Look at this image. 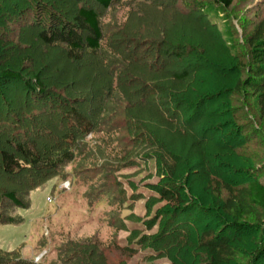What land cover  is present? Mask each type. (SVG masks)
I'll use <instances>...</instances> for the list:
<instances>
[{
    "label": "rangeland",
    "instance_id": "obj_1",
    "mask_svg": "<svg viewBox=\"0 0 264 264\" xmlns=\"http://www.w3.org/2000/svg\"><path fill=\"white\" fill-rule=\"evenodd\" d=\"M5 1H0V73L20 71L24 82L0 78V119H9L12 127L19 128V140L26 134L27 139L47 146L45 133L56 130L60 135L64 113L78 102V108L100 117L96 129L105 132L80 138L77 159L30 193L29 209L11 210L23 222L0 224V248L20 250L23 258L37 264L55 261L57 250L68 242L80 246L93 264H103L100 254L106 264H171L179 258L182 264H203L209 257L199 248L201 237L209 233L216 237L234 221L218 204L213 182L237 191L250 182L264 184V117L255 99L234 92L237 79L246 74L241 68L248 64L246 40L264 19V0H235L227 11L217 9L212 0H199L208 6L217 26L211 33L200 31L170 9L175 2L190 0H162L163 4L120 0L107 9L96 0H37L47 12L46 17L41 15L46 28L48 13L70 23L83 6L99 13L106 34L103 47L111 52L103 57L104 65L120 63L108 44L114 40L116 52L141 72L138 75L132 68L134 78L125 76L123 89L116 83L107 87L105 73L91 57L71 61L62 48L44 44L38 36L42 27L32 24L38 7L30 0H7L17 4L12 9ZM169 6V12H163ZM158 54L163 58H156ZM141 55L155 57V69L165 72L157 75L160 78L189 69L193 79L177 86L180 90L190 86L185 97L189 134L169 126L147 104H130H136L133 92L141 88L138 81L148 82L155 70L146 67ZM37 76L46 87L43 100L27 88L36 92ZM206 98L209 104L198 109ZM128 104L132 111L122 114ZM128 120L135 130L124 137ZM173 174L182 178L177 180L182 201L171 204L155 190L170 183ZM13 184L0 170V189ZM228 195L224 190L221 200ZM247 206L251 214L244 222L255 229L241 238L232 264H264L255 256L264 242V210L249 202ZM171 219L192 224V235L179 242L180 236L168 226ZM40 239L47 247L40 248Z\"/></svg>",
    "mask_w": 264,
    "mask_h": 264
},
{
    "label": "trees",
    "instance_id": "obj_2",
    "mask_svg": "<svg viewBox=\"0 0 264 264\" xmlns=\"http://www.w3.org/2000/svg\"><path fill=\"white\" fill-rule=\"evenodd\" d=\"M115 1L120 0H96L103 9L110 8ZM155 1L163 4L162 0ZM5 2L6 5L8 4L7 8L12 9V7L17 5L7 0ZM189 2L183 1L181 5H177V2H175L172 8L169 6L163 7L162 9L163 12L166 13L169 12L166 11V8H170L181 19L190 20L200 31H205L206 33L217 31V26L212 22L208 14V6H205V4H203L202 1L199 2V0H190ZM234 2L235 0H212V3L217 9L221 8L225 11L229 10L234 5ZM30 3L38 7L35 9H38L36 11L38 16L33 12L32 18L36 19H34L35 21L32 24L42 27L41 33L38 36L43 43L50 47L58 46L62 48L66 51L67 57L71 61L81 62L91 57L94 64L100 68L102 74L105 73V85L107 87L110 85L114 86L116 83L117 88L123 89L124 87L122 88V86L125 82H122V80L125 76L126 78L131 77L132 74L134 75V71L138 75H141L140 69H138L139 67L136 66L135 63L131 60L126 62L121 52H116L114 40L108 44H110L109 47L110 50L113 51L114 56H120V63L114 62L113 65H104L106 61L103 57H106L107 54L111 52L107 50L108 46L106 49L103 47V43L106 41V34H104L100 15L95 9L91 7L86 8L85 6L79 8L75 13V20L73 23L63 21L57 15L48 13L46 19L50 21V25L46 28L42 25L44 22L41 19V15L44 14V11L40 7L39 2L37 0H30ZM45 25H47V23ZM253 29V32L246 40L249 47L248 64H246L245 67H241L246 70V74L243 80L242 78L237 79L234 92L241 95L245 94L244 96L255 99L257 108L260 110L261 116L264 117V19L256 24ZM178 55L180 58L183 56L182 54ZM162 56L163 55L158 54L155 57L163 58ZM155 57L152 58L150 56L141 55L140 59L144 60L149 70H153L155 66H157L153 64ZM146 59H148V64ZM132 68H134V71ZM239 68L240 67H238V69ZM161 72L165 74L164 71L155 69L151 73L153 75H151L152 77L148 82L143 79L142 82L138 81L141 88L139 91L133 92V95L136 97V104H133L131 101L130 104L135 107H140V105L143 106V103L144 106L147 104L148 108L168 123L169 126L175 127L184 135L189 134L191 128L186 122L187 112L185 97L190 93L188 89L190 86H188L187 90H180L177 86L179 83L188 85V78L192 77L193 79V76L190 74L188 68L185 71H176L172 73L170 78L166 77L165 79L157 76L159 73L163 74ZM195 76H197V74ZM0 78L8 83L24 82L22 73L12 69L2 71V73H0ZM132 78L134 77L132 76ZM194 78L196 79V77ZM35 81L38 87L36 92L28 85L27 88L30 90L32 96L36 97V99L39 98L43 100L47 94L45 90L46 87L43 83L39 82L38 76L35 77ZM165 82H168V84H165ZM169 85L173 86L169 87ZM140 91L142 92L138 95ZM125 98L128 99V97ZM209 101L210 99L206 98L200 101L196 107L198 109L203 108L205 104H209ZM76 104L79 103L75 102L74 107L64 113L66 119L63 120V129L58 130L60 135L56 134V130L52 134L48 132L45 133L50 141V144L47 146L46 144L42 145L38 143V140L33 141L27 139L26 134L24 135V140H19V137L22 138V133H18L19 128L16 126L12 127L9 119H0V123L4 124L0 125V134L4 136L2 137L0 147V170L9 180L16 184H13L10 188L3 186L0 189L1 225L21 224L23 222L22 218L13 215L14 213H10L11 210L29 209L30 193L42 187L47 180L57 175L61 172L62 168L73 163L77 159V146L80 138H85L88 134L98 131L105 132L104 130L96 129L98 121L95 120L100 118L98 115L96 116L93 113V115L90 116L84 108L82 110V108H78ZM133 106L130 107L128 104L125 110L122 111V114L132 111L129 110V107L133 109ZM110 114L114 115L112 113ZM133 121L139 122L136 119ZM15 122L16 121L13 123ZM131 123L128 120L125 124L123 129L125 131L124 137L129 135V132L135 130ZM42 137L44 138L45 136ZM118 142H120V140H118ZM170 177L172 178L170 183L168 182L166 185L159 186L156 188L155 192L160 194L162 200L172 204L177 201H182V195L179 193L180 188L177 186V180L180 179V177L176 174ZM213 183L214 192L218 196V204L222 207L225 215L230 218L232 217L234 221H232L230 228L225 227L216 237L212 236L210 233L204 234L201 237L199 248L206 251L209 257L203 264H232L233 260L237 257L236 255L241 245V238L255 229L252 224L244 222L245 217L251 214L248 210L247 202L254 207H259L264 210V184L259 181L250 182L247 188L237 191L226 183L221 184L217 180ZM224 190L229 194L228 199L225 201L221 200ZM178 219L181 218L178 217ZM178 219H176L177 221L171 219L168 226L173 228V234L175 236L179 235L180 238L178 240L182 242L186 240L185 237H190L192 235L194 229L192 224H190L191 227H189V222L183 220V222L180 220L178 222ZM166 228L167 227L163 229V234ZM228 229L230 230L228 231ZM229 236L231 239H229ZM233 240H235L236 244ZM38 245L41 246L40 248L47 247L42 239L38 240ZM255 256L258 260H264V242ZM91 259V257H87L86 252H84L80 246L78 247L75 243L68 242L63 248L57 250V258L50 264H82L84 261L93 264ZM99 260L103 264H106L104 260H102L101 254ZM181 260L182 258H179V260H174L171 264H182L183 261ZM0 264L37 263L33 260L30 261L23 258L20 250L7 252L0 248ZM39 264H46V262Z\"/></svg>",
    "mask_w": 264,
    "mask_h": 264
},
{
    "label": "built area",
    "instance_id": "obj_3",
    "mask_svg": "<svg viewBox=\"0 0 264 264\" xmlns=\"http://www.w3.org/2000/svg\"><path fill=\"white\" fill-rule=\"evenodd\" d=\"M64 186H66V185H64ZM67 187V186H66Z\"/></svg>",
    "mask_w": 264,
    "mask_h": 264
}]
</instances>
